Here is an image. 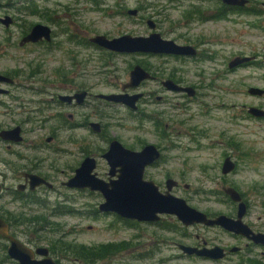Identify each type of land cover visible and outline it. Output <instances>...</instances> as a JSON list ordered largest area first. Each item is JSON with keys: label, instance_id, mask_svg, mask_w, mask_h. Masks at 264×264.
<instances>
[{"label": "rangeland", "instance_id": "374dc122", "mask_svg": "<svg viewBox=\"0 0 264 264\" xmlns=\"http://www.w3.org/2000/svg\"><path fill=\"white\" fill-rule=\"evenodd\" d=\"M263 1L254 0V7L262 8ZM29 5L35 6V14L25 11ZM131 9H140L139 16L129 14ZM186 12L181 0H0V18L10 15L14 19L9 28L0 22V72L16 78L13 85L2 84L11 87L12 94L0 93L5 102L0 104V122L12 118L14 125H23L26 142L16 149L55 175L57 185L36 192L40 201H13L14 212L23 211L35 219L40 216L19 228L24 241L48 245L55 240L88 246L105 240L108 234L103 232L108 227L122 225L113 215L92 216L102 200L100 192L61 183L74 173L86 151L99 155L107 146L108 136L118 137L129 147L156 144L164 157L150 171L153 178L162 181L164 171H168L182 180L174 189L176 194L200 208L226 213L236 212L235 206L224 193L217 195L213 190L222 189V182L217 180L225 175L222 164L233 146L237 171L226 177L246 192L254 218L264 214V117L248 111L251 104H264V97L248 91L250 86L264 87V61L229 67L236 55L264 52V13L233 14V24L221 21L205 27L189 22ZM150 18L164 38L200 45L202 56L196 61H182L166 55L111 51L90 41L96 35H149ZM37 23L49 25L54 39L45 44L20 45L22 31ZM137 63L160 70L162 76L175 72L188 83L201 85L200 93L181 98L156 90L158 83L152 79L125 88ZM83 87L94 94L143 91L145 98L138 102L137 111L93 96L86 105L75 108L56 102L58 93ZM158 94L170 101H160ZM60 110L69 124L72 119L68 112H74V121L79 124L75 128L64 125ZM86 120H99L103 130L95 132L83 126ZM54 133L59 137L48 141ZM108 168L107 161L99 156L98 174ZM56 208L58 213H54ZM90 224L95 228H89Z\"/></svg>", "mask_w": 264, "mask_h": 264}, {"label": "flooded vegetation", "instance_id": "af4514ba", "mask_svg": "<svg viewBox=\"0 0 264 264\" xmlns=\"http://www.w3.org/2000/svg\"><path fill=\"white\" fill-rule=\"evenodd\" d=\"M88 1V0H87ZM187 8L186 17L189 22L197 21L202 26H207L208 24H216L221 21L224 23L230 22L233 24V14L239 13H247V14H257L263 15L264 13V1L261 2L262 8L254 7V0H248L245 5L238 4H229L224 0H181ZM99 4V3H98ZM138 13L133 16H139L140 9H137ZM129 13V11H128ZM229 18V19H228ZM147 19L148 21L151 20ZM154 20V19H152ZM147 21V23H148ZM155 21V20H154ZM156 23V22H155ZM14 25L11 24L9 27ZM34 26V25H33ZM32 26V27H33ZM6 28H9L5 26ZM29 30L22 31V38L25 37ZM157 30V24H156ZM54 31L52 30V40L54 39ZM22 40V39H21ZM52 40H40L38 42H27L25 44L20 45H28V44H45L46 42H51ZM193 44L197 48L196 54H175V53H151L156 55H166L168 57H177L182 61H192L198 60L199 57L202 56V51H200V45ZM110 50V49H108ZM113 51V50H111ZM145 53V52H139ZM239 55H248L253 57L250 61L244 62L236 67H241L246 64H257L264 61V52L259 51L251 54H239ZM230 63V62H229ZM230 67V66H229ZM146 68V67H144ZM235 68V67H233ZM231 68V69H233ZM147 69V68H146ZM150 71L151 76L141 81L138 85H142L147 79L155 80L158 85L156 90L158 91H169L175 94H178L179 97L185 98L189 95H198L200 93L201 85H194L188 83V81L178 75L175 72H171L167 76H162L160 70L158 69H147ZM3 73V72H0ZM9 80H0V93L10 95L11 96V87H4L2 84L13 85L16 82V78L13 75H9L8 73H3ZM167 80H173L176 84H179L183 87H191L193 93L191 94L189 90L185 89H175L173 87H169L166 84ZM125 85V84H124ZM258 86V85H257ZM137 87V86H136ZM251 87V86H250ZM249 87V88H250ZM261 87V86H259ZM264 88V87H261ZM86 91V96L83 102H79L76 96H72L71 100L66 98H61V95H75L76 93ZM249 91V89H248ZM142 93V96L139 98L138 102L145 98V92L138 91ZM153 92V91H152ZM250 92V91H249ZM251 93V92H250ZM100 93L94 94L90 91L89 88L83 87L82 89L74 88L68 92L58 93L56 102L60 106H68L75 108L77 105L84 106L86 105V100L90 97H98L100 99L108 100L105 97L99 96ZM261 98L264 97L263 94H254ZM169 97L164 94H158L157 99L160 101H170ZM110 101V100H108ZM114 103H118L112 101ZM137 102L138 107L133 109L137 111L139 109V104ZM177 102L176 104H178ZM0 104L4 105L5 102L2 98H0ZM123 104V103H122ZM258 106L264 108L263 103L251 104L250 106ZM248 107V111H249ZM132 109V108H131ZM159 113V112H157ZM250 114H252L249 111ZM61 119L64 125L69 124L67 118L64 116V112L60 110ZM87 115V114H86ZM254 115V114H252ZM68 116L72 119L69 124L71 128H75L79 124L74 121L76 114L74 112H68ZM255 116V115H254ZM264 117V116H257ZM153 120L157 121V117L153 114ZM93 121L99 120H86L83 123L84 125H88L91 130L95 132H101L103 130L104 124H101V130L96 131L91 125ZM158 123V121H157ZM20 125L21 130V138L16 140L13 137H10V134L5 130L12 129L14 126ZM169 127V126H168ZM59 137L58 133L51 134L47 137L48 141L57 139ZM114 139H119L115 136H108L107 138V146L102 149V152L98 154L90 153L86 151V154L80 161V163L75 167L73 176L76 172V168L81 164L83 159L86 156H95L97 159V166L99 162V156L103 157L108 165V171L104 172L101 177L110 181L111 178L117 177V172L114 175H110L111 165L109 160L104 156V153L108 151L110 148L111 142ZM120 140V139H119ZM123 142L122 140H120ZM26 142V135L24 134V127L22 124H13L12 118L10 121H5L3 124L0 122V218H3L9 225V233L16 236L20 240H22L29 248H31L34 252V259L41 260L44 258V255L38 252V248L40 246H48L49 255L58 263V264H264V240L261 238H257L255 233H263L264 234V214L254 218L251 215L252 204L246 194V192L239 190L237 187L233 186L232 181L229 180L226 175L229 173H233L237 171L238 161L236 158H233V146L230 151L231 154H226L224 157V161L222 164V172L223 165L225 159L230 156L236 163L235 168L229 172H223L225 175L217 180L220 184L222 182V189H214L217 195H223L227 201L232 203V206H235L236 212H214L211 210H206L195 206L190 203V200L184 197L189 204L194 207L199 208L200 210L207 213L208 217L211 219L216 218L221 214H226L234 219L238 218L239 208L241 201H244L246 204L245 212L243 215V221L246 222L251 231L248 233H241L235 230H230L224 227L219 223L210 224L204 221L194 222L192 224H185L182 220L178 218L175 213L164 212L160 214L159 219H138L122 216L115 211H103L99 209V204L105 200L104 195L99 190H92L88 187L86 188H78L71 187L76 189H88L90 191H98L102 194V200L98 202V206L94 211V215H113L116 219L122 222V225L108 227L106 231L103 233H107L108 237L98 243H91L86 246L87 250L84 255L79 253V249L75 246L78 243H69L59 241L54 243H49L48 245L42 244L41 242L35 241H24L20 236L19 228L21 226H26L28 223H31L33 220H36L35 217H26L25 212H14L12 203L14 200H23L24 202H36L40 201L35 193L40 191L42 188L47 187L49 189L56 188V176L50 174L48 171L42 170L40 163L33 159H29L27 154L22 153L21 151L16 149V146L24 147ZM124 144V143H123ZM147 143L141 145L139 148L129 147L134 150H142ZM159 147V146H158ZM160 148V147H159ZM161 150L160 157L155 160L153 163L148 164L145 167L144 178L147 180H154L156 184H158L160 190L162 192H166L168 190V179L173 178L175 183L170 191L175 193L174 189L179 187L182 183V180L178 177L175 178L168 171H164L163 176L164 179L162 181H157L153 178L150 171L160 165V159L164 157V152ZM237 151V149H236ZM22 162V164L20 163ZM96 166V167H97ZM117 168H120L118 166ZM165 170V169H163ZM30 174H38L44 177L47 181L51 183H42L40 185L31 187V175ZM99 175V174H98ZM70 176V177H71ZM154 176V175H153ZM69 177V178H70ZM67 178L66 180H68ZM62 180L61 183L65 185ZM67 186V185H65ZM235 187L240 195L241 200H236L233 198L227 191L226 187ZM69 187V186H68ZM186 187H189V184H186ZM183 197V196H181ZM41 199V198H40ZM264 204V203H263ZM264 209V205H263ZM58 213L60 210L58 208L55 209ZM40 218V216L38 217ZM30 220H32L30 222ZM44 222V220H43ZM45 224V223H44ZM94 225H89V228L94 229ZM225 234V235H224ZM11 241L9 238L3 234H0V264H22L20 260L12 257L9 252V246ZM75 244V245H74ZM68 247H70L68 249Z\"/></svg>", "mask_w": 264, "mask_h": 264}, {"label": "water", "instance_id": "95a60500", "mask_svg": "<svg viewBox=\"0 0 264 264\" xmlns=\"http://www.w3.org/2000/svg\"><path fill=\"white\" fill-rule=\"evenodd\" d=\"M229 4L245 5L248 0H224ZM137 9L129 10V14L136 15ZM0 22L9 27L13 24V17L5 15L0 18ZM148 25L152 32L149 35H131L124 34L118 37L109 38L106 35H96L91 40L107 49L119 52H145V53H175V54H196L197 48L190 43H178L173 39L164 38L160 32L156 30L154 20H149ZM40 40H52V28L43 23L35 24L29 33L22 38L21 44L27 42H38ZM253 57L248 55L234 56L229 66L236 67L244 62L250 61ZM151 73L141 64L137 63L130 71V81L126 82L124 87H136L142 80L149 78ZM0 80H9L5 74L0 73ZM166 84L175 89L189 90L192 94L191 87H183L176 84L173 80H167ZM249 91L254 94H263L264 88L259 86H251ZM86 91L76 93L75 95H61V98L71 100L72 96H76L79 102H83ZM99 96L105 97L110 101L123 103L132 109L138 107L137 102L142 93L129 92H111L100 93ZM249 111L255 116H264V108L258 106H250ZM93 128L96 131L101 130V124L93 121ZM21 126L16 125L12 129L5 130L10 137L16 140L21 138ZM161 155L160 148L154 143H147L142 150H134L127 147L119 139L111 142L110 148L104 153L111 165L110 175L117 173L116 178L107 181L96 171L97 159L95 156H86L81 164L76 168V172L68 180L63 183L69 187L90 188L99 190L105 197V200L99 204V209L103 211H115L122 216L138 218V219H159L160 214L164 212L175 213L185 224L194 222H207L210 224L219 223L230 230L241 233L251 231L249 225L243 221L246 204L241 201L238 218L234 219L226 214H221L214 219L208 217L207 213L197 207L192 206L181 196L173 194L170 189L175 181L173 178L168 179V190L162 192L154 180L144 178L145 167L153 163ZM235 161L228 156L223 165V172H229L235 168ZM120 166V168H117ZM31 187L34 188L42 183H48L44 177L38 174H30ZM226 191L236 200H241V195L235 187H226ZM0 234H3L11 241L9 246L10 255L22 264H58L50 255L48 246H40L38 252L44 255L41 260L34 259V252L22 240L9 233V225L0 218ZM257 238L264 240L263 233H255Z\"/></svg>", "mask_w": 264, "mask_h": 264}, {"label": "trees", "instance_id": "16d2710c", "mask_svg": "<svg viewBox=\"0 0 264 264\" xmlns=\"http://www.w3.org/2000/svg\"><path fill=\"white\" fill-rule=\"evenodd\" d=\"M35 6H32V5H29L26 7L25 11L27 13H32V14H35L37 12V9L34 8ZM37 221L39 220V218L36 219ZM32 220H30L31 222ZM45 224H47V222L44 220ZM54 242H57L55 240L51 241L50 243H54ZM66 243H69L71 245V242H66ZM75 245V244H74ZM79 250V253H81L82 255L86 256L85 253H86V250H87V247L84 245V244H78V245H75ZM70 247H68L69 249Z\"/></svg>", "mask_w": 264, "mask_h": 264}, {"label": "bare ground", "instance_id": "6f19581e", "mask_svg": "<svg viewBox=\"0 0 264 264\" xmlns=\"http://www.w3.org/2000/svg\"><path fill=\"white\" fill-rule=\"evenodd\" d=\"M91 42H93L91 39H90ZM94 43V42H93Z\"/></svg>", "mask_w": 264, "mask_h": 264}]
</instances>
